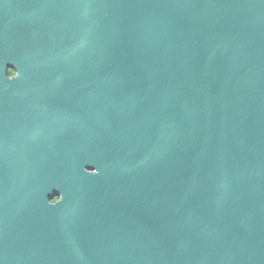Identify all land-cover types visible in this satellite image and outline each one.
I'll return each instance as SVG.
<instances>
[{"label":"water","instance_id":"water-1","mask_svg":"<svg viewBox=\"0 0 264 264\" xmlns=\"http://www.w3.org/2000/svg\"><path fill=\"white\" fill-rule=\"evenodd\" d=\"M0 264H264V0H0Z\"/></svg>","mask_w":264,"mask_h":264},{"label":"trees","instance_id":"trees-1","mask_svg":"<svg viewBox=\"0 0 264 264\" xmlns=\"http://www.w3.org/2000/svg\"><path fill=\"white\" fill-rule=\"evenodd\" d=\"M12 73V72H11Z\"/></svg>","mask_w":264,"mask_h":264}]
</instances>
